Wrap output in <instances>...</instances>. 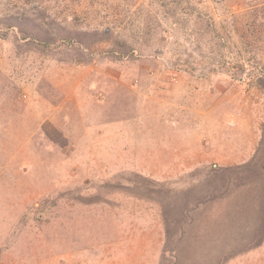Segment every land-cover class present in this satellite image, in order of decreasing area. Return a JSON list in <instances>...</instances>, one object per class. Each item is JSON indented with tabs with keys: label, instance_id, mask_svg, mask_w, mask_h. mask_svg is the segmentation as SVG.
Wrapping results in <instances>:
<instances>
[{
	"label": "rangeland",
	"instance_id": "obj_1",
	"mask_svg": "<svg viewBox=\"0 0 264 264\" xmlns=\"http://www.w3.org/2000/svg\"><path fill=\"white\" fill-rule=\"evenodd\" d=\"M0 264H264V0H0Z\"/></svg>",
	"mask_w": 264,
	"mask_h": 264
},
{
	"label": "crops",
	"instance_id": "obj_2",
	"mask_svg": "<svg viewBox=\"0 0 264 264\" xmlns=\"http://www.w3.org/2000/svg\"><path fill=\"white\" fill-rule=\"evenodd\" d=\"M129 84V83H128ZM130 88V84L127 86V89H129ZM203 142V141H202ZM201 142V143H202ZM191 143H194V142H191ZM203 144H204V142H203ZM188 147H190V146H187V147H185L184 145H183V148L182 149H179L178 150V154L177 153H175V155H176V157H177V155H178V158H181V156H179L180 155V153H190V152H192V150L194 151L195 150V147H196V144H195V147H194V149H188ZM200 147H202V148H204V147H206L205 146V144H204V146H201L200 145ZM208 147H206V149H207ZM191 150V151H190ZM174 154H173V157L175 156ZM200 156V155H199ZM201 157H203V158H206V154H203Z\"/></svg>",
	"mask_w": 264,
	"mask_h": 264
},
{
	"label": "trees",
	"instance_id": "obj_3",
	"mask_svg": "<svg viewBox=\"0 0 264 264\" xmlns=\"http://www.w3.org/2000/svg\"><path fill=\"white\" fill-rule=\"evenodd\" d=\"M70 39V38H69Z\"/></svg>",
	"mask_w": 264,
	"mask_h": 264
}]
</instances>
